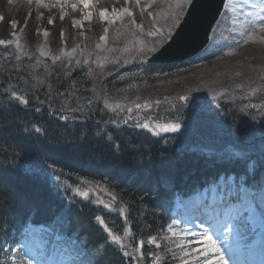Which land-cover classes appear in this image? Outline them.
Returning <instances> with one entry per match:
<instances>
[{
  "label": "trees",
  "instance_id": "obj_1",
  "mask_svg": "<svg viewBox=\"0 0 264 264\" xmlns=\"http://www.w3.org/2000/svg\"><path fill=\"white\" fill-rule=\"evenodd\" d=\"M25 63L0 48V247L12 227L26 220L46 223L60 213L64 234L80 240L94 264H132L110 240L108 229L118 235L130 230L134 245L143 241L145 264L154 256L158 257L157 264H175L162 235L173 194L189 190L205 177L242 171L239 162H223L215 154L208 157L189 149L200 146V142L215 152L225 151L230 145L256 149L259 141L247 143L244 133L252 120L264 119V113L240 110L238 104H222L212 112L214 116L199 120L196 131L190 127L160 139L118 122L117 116L115 125L106 123L99 101L85 92L92 81L86 82L88 76L80 74L79 69L68 68L71 72L65 76L62 68L49 63H35L43 67L36 71ZM152 71L150 74L172 70ZM13 92L28 104L13 99ZM71 93L84 105L88 100L94 102L93 107L81 109L87 123L58 119V113L68 110L64 104L72 101ZM21 156L39 163L45 175H25L7 167ZM252 162L257 175L264 171V160L256 152L249 157ZM56 175L60 176L58 187L53 186ZM81 181L103 186L115 197L114 203L104 207L76 196L72 192ZM157 186L158 191L154 190ZM118 207L124 209V217ZM150 236L159 247L148 243ZM2 259L0 251V264Z\"/></svg>",
  "mask_w": 264,
  "mask_h": 264
},
{
  "label": "rangeland",
  "instance_id": "obj_2",
  "mask_svg": "<svg viewBox=\"0 0 264 264\" xmlns=\"http://www.w3.org/2000/svg\"><path fill=\"white\" fill-rule=\"evenodd\" d=\"M229 2L231 6L226 3V7L224 4L221 11L223 15L220 14L221 22L217 27L213 26L209 39L212 40L215 34L219 33L217 41L228 39L231 47L220 49V46H215L216 44L210 43L209 40L210 45H207L201 55L193 57L192 61L170 74L151 75L148 78L135 80V77L140 76L137 75V62L140 58L149 54L151 52L148 51L149 49L157 48L166 40L159 34L148 36V32L153 31L155 26L166 36L168 31L172 32L174 29L176 25L174 17L180 13L177 0H140L138 4L140 16H137L134 8L135 0H93L90 9L92 15L88 20L84 19L85 10L79 5L78 0H69L63 10L56 0H42L41 4H37L36 0H31V3L29 0H0V17H2L0 40L13 41L12 44L5 43L0 47L11 48L19 57L25 59L24 63L26 62L28 68L36 67L31 59L37 58L36 62L45 60V63L57 66V69L62 68L65 76L68 75L67 72H71L68 68L79 67L88 76V80L85 81H92L89 90L84 91L87 94L91 93V97L95 96V99L100 101L104 113L101 118L107 121L106 123L115 120L116 116L121 122L128 120L127 126L131 127L146 121L152 126L166 122L183 123L182 120L172 119L182 111L180 107L182 102L179 100L181 96L202 97L206 109L202 113L204 115L211 114L220 102H229V105L238 104L240 110L262 115L264 113V32L259 28L253 32L247 23L251 18L245 14L255 11L251 7L253 3L259 7L264 4V0H229ZM72 3L77 4L75 9L71 7ZM125 8L132 12L131 16L112 18L113 9ZM101 9L108 11L109 20L101 19L99 14ZM50 20L52 23H49ZM13 22L16 24L15 29L12 27ZM56 29L58 36L55 38L53 31ZM45 32L48 33L47 36L44 35ZM250 34L251 38H249ZM101 36L105 39L101 40ZM210 51L213 53L210 57H214L212 60L204 61L203 56L208 55ZM77 60L80 61L79 64L76 63ZM126 69L131 72H124ZM118 74L123 77L118 78ZM109 85L112 87L109 88ZM79 87L82 89L81 85ZM70 96L72 101L68 99L64 104L65 107L81 109L93 107L89 104L84 105L74 93ZM137 104L141 105L139 109L136 108ZM213 105L215 107L212 109ZM226 106L224 104V107ZM128 108L132 109L131 113L127 111ZM184 111L185 118H189L190 113ZM195 127L197 129L198 126ZM151 134L148 135L152 136ZM170 134L173 133L160 132L156 136L167 139V135ZM77 189L81 192H89L88 198L104 207L114 203L112 194L96 183L80 182L72 193H76ZM170 228H174L177 235H173ZM181 228H192V226L184 224L181 220H175L164 231V234L174 242L176 249L174 255L180 260V264L183 255L179 248ZM124 238L126 242L130 241L124 235L119 245L129 247L127 252L131 254L133 263L142 264L139 258L143 251L140 249L142 247L137 249L133 243L125 245Z\"/></svg>",
  "mask_w": 264,
  "mask_h": 264
},
{
  "label": "snow or ice",
  "instance_id": "obj_3",
  "mask_svg": "<svg viewBox=\"0 0 264 264\" xmlns=\"http://www.w3.org/2000/svg\"><path fill=\"white\" fill-rule=\"evenodd\" d=\"M29 2L31 3V0ZM56 2L60 3L63 10L69 0H56ZM36 3L41 4L42 0H36ZM78 3L85 10L84 19H90L93 0H78ZM135 3L138 5L140 0H135ZM187 5L194 8L195 0H177L180 13L184 11ZM225 6L227 7V5ZM71 7L75 9L77 4L72 3ZM251 7L255 11L245 14L251 18L247 23L253 32L256 28L264 32V4L258 7L257 4L253 3ZM180 13H177L174 17V23L177 25L180 23ZM99 14L103 20L110 19L106 9H101ZM220 14L223 15V13ZM123 15L131 16L132 12L127 8L112 10V18L122 17ZM61 18H63V15ZM49 23H52V21L50 20ZM12 27L13 29L16 28L15 22H13ZM157 34L173 41L179 36V32L174 36L171 31H168L167 35L164 36L163 31L160 28H155V26L153 31L148 32V36ZM13 35H15V32H13ZM44 35L47 36L48 33L45 32ZM249 38H251V34ZM100 39L103 40L105 37L101 36ZM5 43L12 44L13 41L0 40V45ZM156 50L153 47L148 51L156 52ZM76 63L79 64L80 61L77 60ZM12 97L24 105L28 104L27 99L18 96L15 92L12 93ZM179 100L182 102L180 105L182 111L178 112L172 119L182 120L183 123L166 122L162 125L155 124V126H152L146 121L136 123L134 127L148 129L154 135H159L160 132L179 133L182 128L193 127L200 114L206 110L202 97L181 96ZM87 103L91 105L93 102L88 100ZM219 106L217 105V107ZM140 107L141 105H136L137 109ZM184 110L190 113V118H185ZM36 111L39 112L40 108H37ZM127 111L131 113L132 109L128 108ZM57 116L58 119L64 122L87 123L81 108H68L66 113L61 111ZM95 123L99 124L98 121ZM111 123L115 125L116 121H111ZM123 123L127 125L128 120H124ZM36 131L40 130L37 128ZM96 134L99 135V132ZM235 135L236 133L233 132V136ZM244 137L249 144L253 140L259 141L257 148L230 145L225 151L215 152L207 145H200L189 149L208 157L215 154L223 162H239L242 171L238 173L222 172L218 177L206 180L203 185L194 186L188 193L189 198L187 201H178V204L182 203L186 210L194 214L193 225H195V220L200 221L199 230H195V228H181L179 230L181 236L179 248L183 253L181 257L182 264H257L255 257L258 253L261 257L258 264H264V172L257 175L255 162L249 163V157L254 152L259 155L260 159L264 160V119L260 121L252 120L244 133ZM7 167L20 171L25 175L41 177L45 175L44 169L39 163L35 160H26L22 156L19 160L13 159ZM59 180L60 176L56 175L53 181L54 187H58ZM162 181L168 183L166 179L162 178ZM158 187L154 190L158 191ZM75 194L84 199L89 197V192H81L79 189L76 190ZM105 207H109V205H105ZM96 219L100 220L99 217H96ZM100 223L103 224L104 221L100 220ZM64 228L65 224L61 214L55 213L48 222L41 223L39 227L29 226L25 228L21 238L12 241L7 255L10 258L12 251L18 253L20 258L13 261V264H94L84 244L75 236L64 234ZM169 230L173 232V235H177L174 228ZM108 235L115 244H121L119 236L113 235L111 231L108 232ZM153 242L152 239L148 240L149 244ZM140 243L143 245V241ZM0 251H3L2 247H0ZM124 255L126 257L131 256L127 251L124 252Z\"/></svg>",
  "mask_w": 264,
  "mask_h": 264
},
{
  "label": "water",
  "instance_id": "obj_4",
  "mask_svg": "<svg viewBox=\"0 0 264 264\" xmlns=\"http://www.w3.org/2000/svg\"><path fill=\"white\" fill-rule=\"evenodd\" d=\"M224 0H195V7L189 5L174 36L178 38L165 43L156 55L144 58L143 62H168L182 60L199 51L207 42L208 33Z\"/></svg>",
  "mask_w": 264,
  "mask_h": 264
},
{
  "label": "bare ground",
  "instance_id": "obj_5",
  "mask_svg": "<svg viewBox=\"0 0 264 264\" xmlns=\"http://www.w3.org/2000/svg\"><path fill=\"white\" fill-rule=\"evenodd\" d=\"M226 3H228V5H230V6H231V2H229V0H227V1H226ZM226 3H225V4H226ZM233 18H235V15H233ZM258 256H260V255H259V253L257 254V256H256V257H258ZM165 258H168V257H167V256H165Z\"/></svg>",
  "mask_w": 264,
  "mask_h": 264
}]
</instances>
